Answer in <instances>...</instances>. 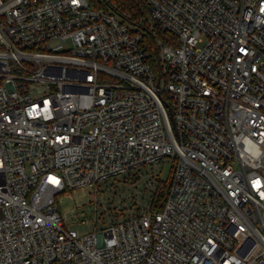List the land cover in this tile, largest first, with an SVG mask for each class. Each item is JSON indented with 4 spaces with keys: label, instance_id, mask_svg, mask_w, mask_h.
<instances>
[{
    "label": "built area",
    "instance_id": "built-area-1",
    "mask_svg": "<svg viewBox=\"0 0 264 264\" xmlns=\"http://www.w3.org/2000/svg\"><path fill=\"white\" fill-rule=\"evenodd\" d=\"M145 1L157 68L110 0H0V264H264V0ZM165 159L161 210L68 224Z\"/></svg>",
    "mask_w": 264,
    "mask_h": 264
},
{
    "label": "rangeland",
    "instance_id": "rangeland-1",
    "mask_svg": "<svg viewBox=\"0 0 264 264\" xmlns=\"http://www.w3.org/2000/svg\"><path fill=\"white\" fill-rule=\"evenodd\" d=\"M172 171L173 162L165 159L153 167L112 179L97 190L74 188L58 196L60 210L67 214L71 226L88 219V225H79L82 231L100 228L103 221L128 217L148 209L157 189L151 182L155 176L157 181L169 179Z\"/></svg>",
    "mask_w": 264,
    "mask_h": 264
},
{
    "label": "trees",
    "instance_id": "trees-1",
    "mask_svg": "<svg viewBox=\"0 0 264 264\" xmlns=\"http://www.w3.org/2000/svg\"><path fill=\"white\" fill-rule=\"evenodd\" d=\"M116 10H118L124 16H127L129 20L134 23L140 25L144 30L146 29L148 32L146 33L145 39L150 44L152 55L154 56L153 65L154 68L158 67L157 60L155 59L156 49L153 46V42L155 39L154 32L162 37L167 38L168 33L161 30L159 26H155L154 29L148 27L146 23V18L150 14L149 5L145 0H110ZM93 4H101L105 5L108 3V0H91ZM156 60V61H155ZM172 174L167 180H158L157 189L153 194V198L151 201L150 207L154 210H161L164 206L165 200L167 198L169 188L171 185Z\"/></svg>",
    "mask_w": 264,
    "mask_h": 264
}]
</instances>
